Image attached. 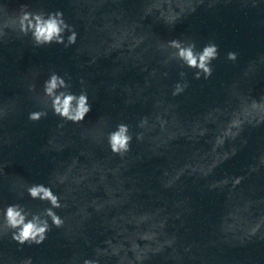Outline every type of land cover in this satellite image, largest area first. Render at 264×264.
<instances>
[{
    "label": "water",
    "instance_id": "obj_1",
    "mask_svg": "<svg viewBox=\"0 0 264 264\" xmlns=\"http://www.w3.org/2000/svg\"><path fill=\"white\" fill-rule=\"evenodd\" d=\"M0 5V264H264V0ZM21 5L62 11L76 43L36 45L18 30ZM173 39L216 44L211 77L175 59ZM53 72L87 92L84 121L53 113ZM120 123L132 136L122 156L107 140ZM32 184L52 187L64 223L20 245L3 209L50 207Z\"/></svg>",
    "mask_w": 264,
    "mask_h": 264
},
{
    "label": "clouds",
    "instance_id": "obj_2",
    "mask_svg": "<svg viewBox=\"0 0 264 264\" xmlns=\"http://www.w3.org/2000/svg\"><path fill=\"white\" fill-rule=\"evenodd\" d=\"M7 12L5 5H0ZM194 10V9H193ZM18 30L27 35L29 32L36 45H48L52 43L64 44L65 47L73 45L77 41V33L73 26L66 23L62 11L50 12L45 14L43 11H29L27 5H21L20 12L16 16ZM8 27L7 24L4 26ZM70 33L67 36L65 44L64 33ZM161 47H164L161 45ZM167 47L175 51V59L183 62L188 68L196 69L195 78L200 79L201 73L204 78L211 77L213 69L210 67L211 61L218 58V46L214 43L205 45L202 51H196L195 42L187 45L184 41L173 39L167 42ZM236 52H228L227 59L237 60ZM184 73H181L183 76ZM69 85L65 80L53 72L47 80L44 81V94L48 98L53 113L65 121L78 124L84 121L85 117L92 111V105L89 103L87 92L81 91L80 94H74L67 91ZM187 85L177 84L173 95L181 93ZM47 116L46 111H33L29 113V120L39 121ZM145 123L142 121L141 126ZM63 127V125H60ZM137 139H141L138 136ZM108 144L111 152L117 155H123L129 151L132 136L128 125L120 123L114 131L108 133ZM27 193L33 200L46 201L50 207L45 208L43 212L33 213L26 210L20 204H9L3 209L5 233L12 231V240L20 245L35 244L41 245L47 239V234L51 227L60 228L63 226V219L54 211L60 209L63 205L60 197L55 194L52 187L44 184H32L27 187ZM51 220V225L49 224ZM25 264H31L26 261ZM85 264H90L85 261Z\"/></svg>",
    "mask_w": 264,
    "mask_h": 264
}]
</instances>
